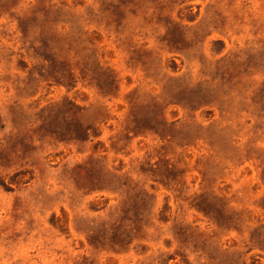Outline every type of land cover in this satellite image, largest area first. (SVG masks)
<instances>
[{
	"label": "rangeland",
	"instance_id": "obj_1",
	"mask_svg": "<svg viewBox=\"0 0 264 264\" xmlns=\"http://www.w3.org/2000/svg\"><path fill=\"white\" fill-rule=\"evenodd\" d=\"M0 264H264V0H0Z\"/></svg>",
	"mask_w": 264,
	"mask_h": 264
}]
</instances>
